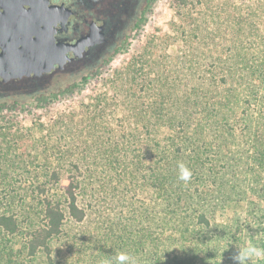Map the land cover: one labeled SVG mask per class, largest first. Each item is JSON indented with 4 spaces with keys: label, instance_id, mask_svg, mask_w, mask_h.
Listing matches in <instances>:
<instances>
[{
    "label": "trees",
    "instance_id": "trees-1",
    "mask_svg": "<svg viewBox=\"0 0 264 264\" xmlns=\"http://www.w3.org/2000/svg\"><path fill=\"white\" fill-rule=\"evenodd\" d=\"M253 37L205 73L204 65L187 71L192 59L167 55L168 37L153 35L83 106L70 167L51 171L68 181L61 194L33 180L14 187L23 131L0 122V264H117L119 253L135 264H236L221 254L227 236L213 220L234 198L264 194V30ZM67 222L82 230L57 262L50 246ZM253 242L264 249V237ZM40 252L43 263L35 261Z\"/></svg>",
    "mask_w": 264,
    "mask_h": 264
},
{
    "label": "rangeland",
    "instance_id": "rangeland-1",
    "mask_svg": "<svg viewBox=\"0 0 264 264\" xmlns=\"http://www.w3.org/2000/svg\"><path fill=\"white\" fill-rule=\"evenodd\" d=\"M259 30H264V0H153L138 34L107 67L87 76L79 87L53 93L47 101L0 107V122L11 126V133L20 132L19 129L23 131L15 152L24 151L25 154L22 160L16 157L20 166L13 169L14 187L21 191L19 187H27L33 180L37 184L51 185L61 194L68 181L64 177L61 180L52 178L51 171L53 168L64 170L70 167L66 156L70 153L69 146L83 133L78 124L83 106L92 103L95 96L108 88V79L126 68L133 56L142 53L153 35L168 37L167 55L174 59L178 56L192 59L195 66L187 71L204 65L201 69L209 73L218 72L221 63L236 56L244 45H250L254 41V33ZM172 65L177 69L175 60H172ZM9 136V140L14 138ZM25 162L33 169L32 173L25 172ZM263 195L256 197L250 194L245 199L234 198L225 203V213L213 220V229L221 228L219 224L223 223L227 236L228 242L221 254L225 251L226 257H234L249 243L259 248L260 242L254 244L253 241L264 237ZM39 198L36 192H31L28 201L37 204ZM36 217L39 221V213ZM254 223L258 229L252 234L250 228L255 226ZM81 230L67 222L64 233L55 237L50 247L57 262H63L70 256L69 238L75 233L80 235ZM21 245L22 240H17L15 248L20 249ZM36 256L38 263H43L46 258L42 252ZM247 264H264V257H252Z\"/></svg>",
    "mask_w": 264,
    "mask_h": 264
},
{
    "label": "flooded vegetation",
    "instance_id": "flooded-vegetation-1",
    "mask_svg": "<svg viewBox=\"0 0 264 264\" xmlns=\"http://www.w3.org/2000/svg\"><path fill=\"white\" fill-rule=\"evenodd\" d=\"M33 4L37 5L36 0ZM55 7L56 23L44 48L64 51L49 70L21 75H0V107H15L48 100L49 96L79 87L87 76L107 67L137 35L153 0H39ZM5 35L0 32V39ZM20 36H18L19 38ZM31 54H36L35 33ZM3 47L0 45V53ZM40 52V53H41ZM45 55V54H44Z\"/></svg>",
    "mask_w": 264,
    "mask_h": 264
},
{
    "label": "water",
    "instance_id": "water-1",
    "mask_svg": "<svg viewBox=\"0 0 264 264\" xmlns=\"http://www.w3.org/2000/svg\"><path fill=\"white\" fill-rule=\"evenodd\" d=\"M36 1L37 5L31 0H0V32L5 35L0 39L3 47L0 53L2 76L49 70L59 60V56L64 55V51L59 52L57 49L49 55L45 48L41 52L43 46L51 44V40H46V37L50 36L52 24L56 23L57 10L47 7L46 1H43V5L39 4V0ZM32 33L36 36V54L33 55L30 47L34 39L32 41L29 37Z\"/></svg>",
    "mask_w": 264,
    "mask_h": 264
},
{
    "label": "clouds",
    "instance_id": "clouds-1",
    "mask_svg": "<svg viewBox=\"0 0 264 264\" xmlns=\"http://www.w3.org/2000/svg\"><path fill=\"white\" fill-rule=\"evenodd\" d=\"M179 179L187 182L191 178V171L184 165L179 164ZM252 257H264V249L255 246H248L239 249L238 254L233 257L236 264H247V261ZM117 264H135L125 253H119L116 256ZM110 264V262H109Z\"/></svg>",
    "mask_w": 264,
    "mask_h": 264
}]
</instances>
